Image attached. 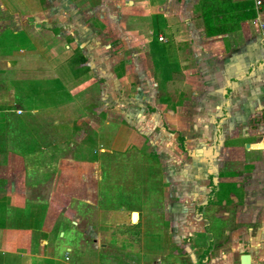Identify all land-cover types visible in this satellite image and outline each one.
<instances>
[{"label":"crops","instance_id":"0c3cea01","mask_svg":"<svg viewBox=\"0 0 264 264\" xmlns=\"http://www.w3.org/2000/svg\"><path fill=\"white\" fill-rule=\"evenodd\" d=\"M14 1L20 4L31 1L38 9L9 4ZM262 24L264 4L258 12L253 0H46L45 3L0 0V30L25 29L32 38L31 53L19 61L11 60L15 53H4L0 48V92L4 94L11 89V95L16 94L14 97L0 95V108L8 104L12 113L22 116L18 110H23V115L29 114L31 120H13L8 114L0 124L8 126L7 122L12 121L18 135L28 133L19 141H48L46 128L50 120H43L47 126L37 132L34 126L42 122L33 118L55 106L61 109L63 106L59 104L64 103L75 104V109L82 110L78 106L81 105L79 98L90 89L77 90L82 84L83 87L88 85L93 74L100 78L104 75L101 72L106 71L109 84L111 80L116 82L118 76L130 79L129 75L124 77L129 62L142 61V58L158 60L162 64L160 69L170 64L167 80L173 84L176 94L171 111L165 116L173 132L159 133L163 141L168 142L161 148L162 157H169L165 165L160 163L161 197L151 206L145 204L132 210L122 207L120 214L123 219L128 214V224L144 228L152 214L158 213L163 224L170 222L167 230L163 227L164 236L170 235L173 244L187 247L195 254L197 251L186 246L184 239L205 233L212 236L207 227L212 218L220 219L223 222V258H211V264H264ZM160 36L166 40L160 41ZM156 42L158 44L151 49ZM46 59L56 74L65 80L72 79L69 89L68 84L56 77L61 84L53 92V98L62 95L57 104L51 102L58 97L45 100L47 91L43 89L40 95L24 99L23 91L14 85L19 77L29 78L28 74L49 68L43 65ZM63 61L71 62L70 67L59 72ZM116 61L125 64L116 67ZM82 65L86 66L90 79L83 81L85 75L78 70ZM109 95H116L115 88L112 93L108 90ZM125 99L123 103L128 105ZM112 111L115 113L113 109L105 112L109 120L115 118ZM120 121L127 122L131 128L140 125L143 130L146 124L145 120ZM55 122L58 124L59 120ZM156 123L159 125L158 120ZM133 133L137 140L147 136L142 130ZM181 134L194 146L192 149L178 148ZM210 141L218 148L206 147ZM9 142L8 146L0 148V264H31L26 261L31 257L47 261L43 264H53L52 261L68 264L50 248L52 221L64 216L62 214L71 217L92 241L95 250L115 249V244H109L110 241H106L109 238L105 239L101 233L103 227L99 226V231L94 228L95 217L70 211L73 200L82 201L95 211L101 209L100 187L96 183L101 179L100 161L92 162L94 172L86 166L76 170L78 175L74 180L71 165L79 163L72 155L58 153L63 159L57 168L48 165L47 160L35 161L34 165L31 158H48V153L26 156ZM3 157L7 159L3 161ZM31 163L35 169L37 164L43 165L38 167L40 171L36 170L33 179L30 177ZM163 166L167 167L166 172ZM134 212L138 214L133 215ZM91 215L95 214L91 212ZM60 230L58 232L64 234ZM68 251H72L70 247ZM170 252L164 242L159 253L154 252L155 264H162L161 260ZM206 253L203 252L202 258ZM65 258L68 260L69 256ZM128 263L133 262L128 260ZM203 263L200 258L194 262Z\"/></svg>","mask_w":264,"mask_h":264},{"label":"rangeland","instance_id":"374dc122","mask_svg":"<svg viewBox=\"0 0 264 264\" xmlns=\"http://www.w3.org/2000/svg\"><path fill=\"white\" fill-rule=\"evenodd\" d=\"M37 1L46 2V0ZM9 4L19 7L23 6V8L32 7L38 9L37 4H32L31 1L24 4L14 1L9 2ZM31 39L28 30L25 29L14 30L7 28L0 30V48L4 50V53H15L14 58L11 59L13 61H19L31 53L29 52L32 47ZM157 44L158 42L154 43L151 49H154ZM21 50H24L25 53L21 54ZM46 60L48 62L43 60V65L49 67L50 61ZM70 63L65 61L62 64L63 66L57 71L61 72L62 69L70 67ZM115 63L116 67L119 64H125L123 61H116ZM126 67L128 73H125L124 77H128L129 75L131 76L130 79L118 76L116 77V82L111 80L108 84L107 77L105 78L107 73L104 71L101 72V74H104L102 75L103 77L99 78L97 74H93V79L88 85L85 84L83 87L82 84L77 91H85L86 87V91L90 89V92L81 94L83 96L79 98L81 105L78 106L82 110L75 109L77 108L75 104L69 105V103H64L59 104L63 106L61 109L59 106L57 108L55 106L50 110L41 112V114L38 113L41 116L33 118L35 119L34 121L42 122L43 120H50L49 126L44 124V122L41 125L36 123L34 126L37 128V132L43 131L46 126L48 127L46 128L50 137L48 141L40 139L39 141L32 139L29 142L19 141L18 139L24 138V135L27 136L28 133L18 135L16 124L12 126V121L7 122L8 126L0 124V148L2 149L3 145L8 146L9 141H12L16 146V151H18L17 147H19L20 152L25 153L26 156L35 154L36 152H39L41 155L48 153V158L33 155L36 158H31V161L27 158V161L34 164L38 161L47 160L48 165H55V168L59 166V161L63 159H60L58 153L61 155L66 154L67 156L72 155L77 163H79L77 166L71 165V174H74L71 177L74 180L77 179L78 175L76 170L86 166L91 172H94L95 167L92 162L95 160L100 161L102 166L101 179L99 181L96 180V183L100 187L98 199L101 209H98V211L92 210L95 208L86 205L82 201L72 199L70 211L76 210L80 214L85 215L87 213L90 217H95L97 227L94 225V228L99 231L101 229V227L99 229V226H102L101 233L105 235V239L109 238L106 241H110L109 244H115L116 247L115 249L111 247L108 250H95L92 247V241L85 236L80 227L73 223L71 217L67 214H62L64 216L52 221V232L49 234V238L51 239L50 248L64 262L68 264H129L128 260H130L136 264L141 262L155 264L156 257L154 252L159 253L164 242L167 243L171 252L161 260L162 264H194L199 258L200 262L204 260L203 264H211V258L221 260L223 258V222L220 219L212 218L210 226L207 227L208 233H211L212 236L205 233L202 236H190V238L186 237L184 239L183 243L186 246L197 251L195 254L189 252L187 247L173 244L172 238L169 237L170 235L165 234L164 236L163 227L167 230L170 222H164L163 224V221H161L162 216L158 213L154 212L152 214L144 228H141L140 225L128 224V214L125 215V219L120 214L119 209L122 207L132 210L145 204L151 206L155 204V200L156 202L160 200L163 185L160 163L165 165V160H169V157H162L163 149L161 148H165L168 142L167 140L163 141L159 133L161 131L173 132L172 126L165 116L171 111L170 109L173 105L172 99L176 94L174 93L175 88L173 84L169 80L164 81L165 79L162 78L163 67L162 69L158 68L154 60H144L142 58V61L129 62L126 64ZM170 67L171 65L169 64L167 66L168 72L171 70ZM43 70V72L37 71L28 74L29 78L27 76L19 77L17 81H14V85L23 91V98L40 95L39 91L43 89V91H47L45 100L48 101L47 99L51 97L53 100L58 97V100L51 102V104H57L62 95L58 94V96L53 98L55 95L53 92L56 91V88H59L61 81L67 85L72 79H63L62 75L56 74L52 67ZM78 70L81 75H85L83 81L91 78V75L87 74L85 65L80 66ZM45 71L50 73L46 74ZM168 74L166 76H169ZM40 75H43V77L41 78ZM56 77H60L61 81L56 80ZM38 80H41V82H38ZM68 85L70 89L71 86L70 84ZM45 88H48V90ZM114 88L116 95H109L108 97V90L112 93ZM30 90L32 94L28 93ZM10 91L11 89H7V93L2 94L0 92V95L8 97L16 96V94L11 95ZM35 93L37 94L35 95ZM20 96L18 93L17 98ZM87 97L89 98L86 99ZM123 98H126L125 101L129 102L128 105L127 103H123ZM166 98L169 99L168 102L165 101ZM129 106L131 109H129ZM8 107L9 105L5 104L0 108L2 109L0 120H6L8 114H10L9 118L13 120H31L29 114L25 113L23 115L22 113V116H18L12 113ZM111 109L115 112L113 113L112 111L115 118H110L111 120H109L105 112L107 110L111 112ZM56 120H59L58 124H56ZM120 120H145L146 124L143 130L140 125L131 128L127 122H121ZM156 120H158L159 125L156 123ZM140 128L142 131L147 132V136L143 135L141 139L137 140L134 137L133 131L140 132ZM12 135L13 137H11ZM180 136L177 142L179 144L178 148L192 149L194 147L187 142L182 134ZM209 146L218 148L214 141H210L206 147ZM60 147L61 151H58ZM104 148L105 151L101 150ZM6 159V157H3V161ZM161 159L162 161L160 162ZM32 163L30 165L31 179L37 175L36 170H39L38 167L43 166L37 164L38 166L35 169L32 167ZM166 168V166L163 168L164 172L168 170ZM221 191L223 192V189ZM91 212L95 215H91ZM158 221L160 226L158 225ZM60 229L64 234L58 232ZM69 247L72 251H68ZM205 248L207 249L205 250ZM203 252H207L204 258L201 256ZM66 256H69L68 260L65 258ZM192 256L195 257L192 258ZM26 261L31 262V264H43L47 262L34 257L28 258ZM19 262L22 263V260H19ZM52 263L55 264L54 261Z\"/></svg>","mask_w":264,"mask_h":264},{"label":"built area","instance_id":"2783aa9c","mask_svg":"<svg viewBox=\"0 0 264 264\" xmlns=\"http://www.w3.org/2000/svg\"><path fill=\"white\" fill-rule=\"evenodd\" d=\"M253 2H254V4H255V8H256V10H257L258 12H260L261 9H262V6H263V4H264V0H253ZM261 26H262V28H264V24H262ZM159 40H160V41H165L166 39H165L164 36H160V37H159ZM18 113H19V114H22V113H23V110H18Z\"/></svg>","mask_w":264,"mask_h":264},{"label":"trees","instance_id":"16d2710c","mask_svg":"<svg viewBox=\"0 0 264 264\" xmlns=\"http://www.w3.org/2000/svg\"><path fill=\"white\" fill-rule=\"evenodd\" d=\"M155 64H156L157 67H160L162 65L161 62L158 61V60L157 61L155 60ZM162 67L164 69V70H162V78L167 80V78L169 77V76H166L169 73L168 69H167V67H164V66H162Z\"/></svg>","mask_w":264,"mask_h":264},{"label":"water","instance_id":"95a60500","mask_svg":"<svg viewBox=\"0 0 264 264\" xmlns=\"http://www.w3.org/2000/svg\"><path fill=\"white\" fill-rule=\"evenodd\" d=\"M135 213H137V214H138V212H134V213H133V215H134Z\"/></svg>","mask_w":264,"mask_h":264}]
</instances>
